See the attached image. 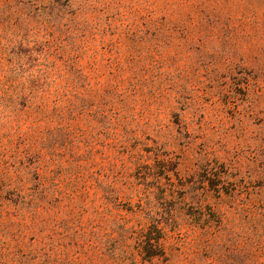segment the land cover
<instances>
[{"label":"rangeland","instance_id":"1","mask_svg":"<svg viewBox=\"0 0 264 264\" xmlns=\"http://www.w3.org/2000/svg\"><path fill=\"white\" fill-rule=\"evenodd\" d=\"M0 264H264V0H0Z\"/></svg>","mask_w":264,"mask_h":264},{"label":"trees","instance_id":"2","mask_svg":"<svg viewBox=\"0 0 264 264\" xmlns=\"http://www.w3.org/2000/svg\"><path fill=\"white\" fill-rule=\"evenodd\" d=\"M156 229L158 230V226L156 225ZM143 232V231H142ZM154 239V240H153ZM161 246V238H156V237H149V241H148V249H146V254H148V257L150 258L151 256H153L154 254H152V252L154 251L153 248L155 247H160Z\"/></svg>","mask_w":264,"mask_h":264}]
</instances>
